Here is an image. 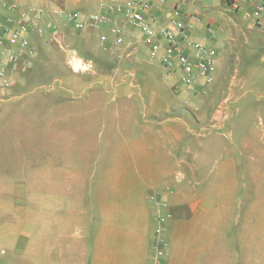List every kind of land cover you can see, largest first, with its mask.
I'll return each mask as SVG.
<instances>
[{
  "label": "rangeland",
  "instance_id": "obj_1",
  "mask_svg": "<svg viewBox=\"0 0 264 264\" xmlns=\"http://www.w3.org/2000/svg\"><path fill=\"white\" fill-rule=\"evenodd\" d=\"M246 12L224 13L219 64L211 83L193 91L142 55L83 58L81 38L43 13L55 29L29 32L38 38L35 57L31 44L28 54L0 43V264L61 262L65 240L93 257L102 236L105 256L123 255L129 264V242L138 259L144 255L135 237L153 239L157 209L129 173L113 170L124 151L116 145L127 136L110 117L96 118L99 108L80 105L97 78L91 71L103 78L118 69L128 82L126 73L136 71L132 116L145 111L156 125L179 118L189 127L174 148L184 161L174 177L185 200L162 198L172 212L163 232L164 264L177 257L176 237L200 246L199 264H224L225 253L245 264V251L249 264H264V20ZM116 74L114 81L122 77ZM105 95L92 91L91 98L99 103ZM127 95L125 88L117 92L120 116L131 106ZM90 111L95 117L87 122ZM149 249L145 264H154L152 242Z\"/></svg>",
  "mask_w": 264,
  "mask_h": 264
},
{
  "label": "crops",
  "instance_id": "obj_2",
  "mask_svg": "<svg viewBox=\"0 0 264 264\" xmlns=\"http://www.w3.org/2000/svg\"><path fill=\"white\" fill-rule=\"evenodd\" d=\"M127 1L132 0H6L7 4L10 2L15 4V8H7L3 3H0V26L6 24L7 20H17L19 14L27 12L25 9H29L28 7H32L30 9H33L34 11L37 10L41 12V14L43 13V15L49 20L55 22L60 21L63 23L64 15L72 10H77L82 13H98L103 10L102 5L106 3H124ZM142 1L147 3L152 2V0ZM175 7L179 8L181 19L185 22H192L189 18L190 14L197 16V21L192 22L190 39L201 42L216 50V45L221 43L226 30V20L223 15L225 12L234 13L227 6L226 0H186L180 3L176 0H166L165 5L159 10L151 9L144 12V16L145 18L154 21V26H162L166 23L168 12ZM240 11H247L246 14L250 13L249 2L241 0L240 7L236 13H239ZM58 13H62V16H58ZM260 17H263L264 20V11ZM125 25L126 27L123 31V43L120 46L114 44L113 37L107 33L106 29H88L85 31L69 30L78 38H81L77 42L78 47H81V50L84 49L88 51V55L82 56L83 58L95 60V56L103 54L106 57L120 59V57H122L121 54L126 52L125 56H127L130 61L135 60L137 55H142L146 62V60L149 59L148 49L143 44L142 35L129 23H126ZM208 28L211 29L210 32L208 31ZM102 34L107 35V41L105 43L100 40ZM4 38L5 36L0 31V40L4 42ZM28 38H31V45L33 46L32 56L35 57L37 54L35 49L38 44V38L33 37L31 33H28ZM219 60L220 56L217 52V65L219 64ZM151 61L161 66L166 78H177L178 74L169 73L162 67L158 58ZM118 70H112V73L110 72L108 76L103 78H100L101 76L96 74L95 71H91L90 75H96L97 78L86 85L85 88H87V92H83L84 99L80 102V105L86 109L94 107L99 108L101 111L95 112L96 118L97 115L98 118L108 116L111 118L113 124L118 123V127H120L119 132L121 130L125 132L127 137H120L119 143L116 145V147H120V149L124 150L122 152L123 159L118 160V162L116 161L113 170L116 172L129 173L131 179L136 182V186L140 188V193L142 192L144 195L147 193V198L149 200H151V194H156L158 197L164 198L170 203L183 202L185 199L181 191L182 186L179 183L178 174H176V178L174 176L179 165L183 166L184 161L183 158L178 157L179 153H177L174 148L175 144L183 139V136L185 137L186 133L189 132V127L187 125L185 126L186 123L182 119L179 120V118L165 119L161 122L159 121V125H156L151 123L152 121L145 119V111L136 117L134 115L132 116L131 114L133 112L134 104L138 101L137 91L139 86L132 83L136 71L132 69L126 73V76L131 78V82H128L127 79H124V74H118ZM115 74L118 76L120 75L123 78L121 77L114 81L112 77ZM121 88H125V90L129 92L125 101L127 103L131 102V106L129 105V111L125 116H120L115 112L117 92H119ZM92 91L104 92L106 94L102 102H94L91 98ZM92 113L93 111H90V115H88L89 113H86L85 120H87V122L95 117ZM141 118H143V120L138 122ZM161 124L162 128L157 129ZM155 125L157 126L156 128ZM131 130H133L132 132H134V134L131 133ZM113 178L114 177H112V180ZM166 212L170 215L171 219V210L168 209ZM168 226L169 222L166 223V229ZM135 238L138 244H143L144 255L143 253L140 254L138 259L137 255L139 253H136L133 243L129 242V257H131L129 264H145L147 261L145 251L147 246L148 251H150L149 247L152 242V235L150 234L148 237H144V240L143 238L138 237V235H136ZM175 245L177 257L174 261L172 256H170L171 260L169 264H196L197 262L199 264L201 257L204 258L203 253L205 252L199 249L200 246L197 248L194 244H185L183 237H176ZM189 247H191V251L188 250ZM86 253L87 249L85 250V247H82L81 244L72 246L71 241L65 240L63 249L58 256L61 262L54 259L50 264H67L68 260L72 262L71 264H85V262L87 264H125L127 258L126 256L117 254L114 256L112 254L110 256H105L103 236L99 237L97 250L94 256L92 257V255L90 256ZM242 254L244 263L249 264V257L246 254V251ZM230 257L231 254L229 255L228 253V256L226 253L224 254V264H233ZM255 258L258 259L257 253ZM256 262L258 264L257 260ZM204 263H206V261H204ZM211 263L215 264L208 259L207 264ZM261 263L262 262H259V264ZM149 264L151 263L149 262Z\"/></svg>",
  "mask_w": 264,
  "mask_h": 264
},
{
  "label": "built area",
  "instance_id": "obj_3",
  "mask_svg": "<svg viewBox=\"0 0 264 264\" xmlns=\"http://www.w3.org/2000/svg\"><path fill=\"white\" fill-rule=\"evenodd\" d=\"M178 3L186 0H176ZM188 1V0H187ZM249 2L250 15L259 18L264 11V0H246ZM7 8H15V4L0 0ZM166 0H152L151 3L142 0H132L124 3L109 2L102 5L103 10L98 13H82L72 10L64 15V25L74 31L106 29L113 37L114 44L120 46L123 43V31L126 23L132 25L142 35L143 44L148 49L150 60L158 58L160 64L171 74H178L181 84L188 90L193 91L199 87L208 86L216 68L217 51L201 42L190 39L192 22L197 21V16L190 14L192 22L181 19L179 8L175 7L168 12L166 23L162 26H154L144 16V12L151 9L159 10ZM227 6L237 12L241 0H226ZM62 16V13H58ZM55 29V23L44 21L41 12H23L17 20H7L0 26L1 33L5 36L4 42L8 47H15L19 52L30 51L28 33L35 31L42 35L44 30ZM210 32L211 29L208 28ZM62 36V35H61ZM100 40L105 43L107 35L102 34ZM17 56H10V62H16ZM0 76L4 72L0 71ZM5 86L7 83L4 81ZM150 199L157 209L156 228L152 239L153 263L164 264V239L163 232L170 215L166 212V202L156 194H151ZM2 253V252H1Z\"/></svg>",
  "mask_w": 264,
  "mask_h": 264
},
{
  "label": "bare ground",
  "instance_id": "obj_4",
  "mask_svg": "<svg viewBox=\"0 0 264 264\" xmlns=\"http://www.w3.org/2000/svg\"><path fill=\"white\" fill-rule=\"evenodd\" d=\"M214 230V229H213Z\"/></svg>",
  "mask_w": 264,
  "mask_h": 264
}]
</instances>
